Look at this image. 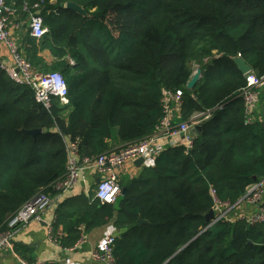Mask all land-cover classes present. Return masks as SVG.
I'll return each instance as SVG.
<instances>
[{
    "label": "trees",
    "instance_id": "trees-1",
    "mask_svg": "<svg viewBox=\"0 0 264 264\" xmlns=\"http://www.w3.org/2000/svg\"><path fill=\"white\" fill-rule=\"evenodd\" d=\"M67 3L86 15L65 9ZM6 5L23 16L40 12L47 33L38 42L27 34L25 58L36 72L63 76L68 105L52 98L46 110L0 69V230L34 196L53 194L52 185L65 174L64 139L78 140L81 158L140 142L163 117V90H181V122L212 113L192 149L167 148L153 168L122 185L125 195L113 205L84 195L61 202L52 224L64 234L60 246L73 248L80 226L88 234L114 220L121 232L112 246L113 264H264V222L221 221L207 228L205 220L214 207L210 188L233 204L264 179V124L244 125L239 91L245 76L233 62L239 57L251 73L264 75V0ZM194 65L201 77L188 90ZM36 129L42 133L35 138L25 133Z\"/></svg>",
    "mask_w": 264,
    "mask_h": 264
},
{
    "label": "built area",
    "instance_id": "built-area-1",
    "mask_svg": "<svg viewBox=\"0 0 264 264\" xmlns=\"http://www.w3.org/2000/svg\"><path fill=\"white\" fill-rule=\"evenodd\" d=\"M35 8H37V5ZM14 11L6 5V0H0V44L8 50L12 60L10 66L0 64V69L7 74L14 84L28 87L33 93L35 102L42 105L46 110L51 108L52 98H57L60 105L67 106L68 93L63 76L58 72H36L19 52L10 32L11 18ZM29 30L30 36L37 42L47 33V29L43 25V19L37 12L31 13ZM194 70H197L196 66H194ZM263 89L264 75L257 76L251 72L245 75V86L239 91L245 126L255 122V114L260 102V92ZM182 103L181 90H163L161 98L163 117L155 127L154 134L140 142L101 154L95 158H81L79 156L78 140L64 139L67 155L64 176L52 185L53 194H37L9 218L0 230V252L9 248L14 234L19 229L25 228L32 222H43L44 215L50 209L56 208L65 194L80 184L85 185V170L92 169L99 180L97 184H94L93 198H96L102 204L113 205L122 193L123 187L120 178L126 163L141 158L143 159L142 167L149 169L154 167L155 158L167 148L183 147L185 153H188L193 147L194 139V136L190 134V130L210 119L212 113L209 111L198 113L192 116L188 122H181ZM216 110H222V106H218ZM89 191H86V193H89ZM209 192L214 206L212 209L214 218L207 228H211L221 221L233 223L243 220L251 226L264 222V179L250 185L244 196L233 204L220 201L214 189L210 188ZM248 208H250V211L247 210ZM53 222L54 219L47 224L48 233L50 240L59 246L61 234L53 230ZM78 230H80V237L70 250L81 248L86 243L83 227L80 226ZM115 237L112 235L106 236L92 250L91 257L95 262L113 264L112 246Z\"/></svg>",
    "mask_w": 264,
    "mask_h": 264
},
{
    "label": "crops",
    "instance_id": "crops-1",
    "mask_svg": "<svg viewBox=\"0 0 264 264\" xmlns=\"http://www.w3.org/2000/svg\"><path fill=\"white\" fill-rule=\"evenodd\" d=\"M24 10L26 6L24 5ZM35 13V12H34ZM31 13L21 15L17 10L12 16V26L10 32L19 52L25 57L24 40L29 30V18ZM24 17V18H23ZM29 31V32H28ZM47 64L52 61V57L48 52L40 55ZM50 59V60H49ZM0 64L10 66L12 64L11 56L4 45L0 44ZM198 69V65H194ZM255 120L264 124V89L260 92V102L255 114ZM144 167L137 168L134 162L125 164L120 182L124 185L128 180L137 177ZM84 179L86 184H80L69 193L65 194L61 202L70 197L84 195L85 197H93V190L96 183V175L92 169L85 170ZM123 187V186H122ZM89 193H86V191ZM250 211V208L247 209ZM55 208L44 215L43 222H32L25 228L19 229L13 236L8 249L0 252V264H102L95 262L91 257V252L98 244L109 235L117 236L121 231L114 227V220L104 227L93 229L86 235V243L78 249H63L60 245H55L50 240L48 226L54 219ZM115 219V218H114ZM64 234L60 231H57Z\"/></svg>",
    "mask_w": 264,
    "mask_h": 264
},
{
    "label": "water",
    "instance_id": "water-1",
    "mask_svg": "<svg viewBox=\"0 0 264 264\" xmlns=\"http://www.w3.org/2000/svg\"><path fill=\"white\" fill-rule=\"evenodd\" d=\"M65 9L67 10H70V11H73L77 14H80V15H83L85 16L86 13L84 11V9L78 5H75V4H72V3H67L65 5ZM38 15H40V12H37ZM236 68L238 69V71L242 74V75H247L248 73L251 72V68L242 60L240 59L239 57L235 58L233 60ZM200 77H201V71L199 69H197L195 71V73L193 74V76L191 77L190 81L187 83L186 87L188 90H192L196 85L197 83L199 82L200 80ZM202 124H199L197 126H195L194 128H192L190 130V134L194 137H196L197 135H199L201 133V129H202ZM26 134H28L29 136L35 138L37 135L41 134L42 131L39 130V129H36V130H31V131H25ZM142 164H143V159H137L136 161H134V165L137 167V168H140L142 167ZM99 182V180L97 179L96 180V184ZM125 192L126 190L123 188L122 189V193H121V196L119 197V200L121 198L124 197L125 195ZM214 218V213L213 211H209V213L205 216V220H206V223L207 225L213 220ZM143 223H146L145 221H142V220H138V224H143Z\"/></svg>",
    "mask_w": 264,
    "mask_h": 264
},
{
    "label": "rangeland",
    "instance_id": "rangeland-1",
    "mask_svg": "<svg viewBox=\"0 0 264 264\" xmlns=\"http://www.w3.org/2000/svg\"><path fill=\"white\" fill-rule=\"evenodd\" d=\"M65 59H66V61H67L69 64H73V60H71L69 56L66 57ZM49 60H50V59H49ZM52 62H53V59H52V61H51L50 63H52ZM50 63H49V64H50Z\"/></svg>",
    "mask_w": 264,
    "mask_h": 264
}]
</instances>
